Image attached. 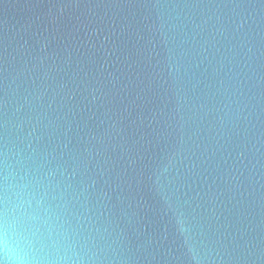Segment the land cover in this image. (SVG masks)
<instances>
[{"label":"water","instance_id":"95a60500","mask_svg":"<svg viewBox=\"0 0 264 264\" xmlns=\"http://www.w3.org/2000/svg\"><path fill=\"white\" fill-rule=\"evenodd\" d=\"M153 22L152 0H0V57L6 68L14 62L23 67L25 61L29 68L39 66L31 73L36 86L45 71L53 88L68 86L75 97L68 101L74 111L69 116L73 142L77 136L83 144L96 138L92 145L101 154L94 152L95 160L108 161L110 183L121 197L114 200L117 211L131 220L141 243L152 242L149 250L158 257L152 264H185L181 233L193 208L222 235L249 227L261 232L264 85L252 81L256 110L247 137L239 129L231 142L217 146L208 139L211 117L199 127L189 122L181 131V116L189 114L175 110L172 78L160 38L151 31ZM245 30L250 32L247 46L259 57L254 68L264 74V16L249 17ZM239 42L224 37L205 42L197 35L187 46L191 63L175 92L211 108L212 93L232 75L230 49H238ZM50 98L51 93L45 107ZM181 137L185 148L200 144L189 161L195 167L182 170L180 181L161 179L158 184L157 174L168 175L164 167ZM101 139L103 144L97 143Z\"/></svg>","mask_w":264,"mask_h":264},{"label":"clouds","instance_id":"9594fccd","mask_svg":"<svg viewBox=\"0 0 264 264\" xmlns=\"http://www.w3.org/2000/svg\"><path fill=\"white\" fill-rule=\"evenodd\" d=\"M152 8L151 31L164 47L175 110L189 114L181 116V131L189 122L199 127L211 117L208 139L217 146L231 142L239 129L247 137L256 110L252 81L264 85V74L255 70L259 57L247 46L250 32L242 30L249 17L264 16V0H152ZM197 35L205 42L220 37L240 41L239 50L230 49L232 75L212 93L211 108L175 92L191 63L187 46ZM38 67L29 68L25 61L23 67L14 62L6 68L0 57V264H152L158 260L156 250H149L152 242L141 243L131 220L117 211L114 200L121 197L110 183L108 161L95 160L93 153L101 154L92 145L96 138L83 144L77 136L73 142L69 116L74 111L68 101L74 95L66 84L53 88L47 71L36 86L31 73ZM57 102L54 112L59 114H54L49 109ZM185 143L181 137L164 167L168 175L157 174L158 184L161 179L180 181L182 170L195 167L189 161L200 144L194 141L188 149ZM176 190H181L179 184ZM196 212L193 208L181 233L185 264H264V222L257 225L259 233L249 227L222 235Z\"/></svg>","mask_w":264,"mask_h":264}]
</instances>
